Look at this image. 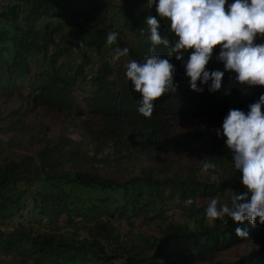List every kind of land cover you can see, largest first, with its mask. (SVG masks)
<instances>
[{"label": "trees", "instance_id": "obj_1", "mask_svg": "<svg viewBox=\"0 0 264 264\" xmlns=\"http://www.w3.org/2000/svg\"><path fill=\"white\" fill-rule=\"evenodd\" d=\"M115 1H0V105L19 104L0 117V136L12 135L15 143L22 144L19 138L35 129L30 119L39 110L69 116L73 128L83 134L77 139L65 133L53 141L47 131L38 129L40 139L35 144L41 148L36 155L1 161L0 152V264H264V225L257 221L253 226L247 220L237 224L228 217L227 222H210L205 212L208 203L198 204L199 199L210 201L216 196L230 204L229 191L231 195L246 192L231 171L217 179H201L199 170L192 169L182 178L170 176L168 166L141 167L124 181L96 172L98 165L111 166L116 158L154 161L172 152H182L200 165L206 158L223 165L232 157L226 138L203 153L197 145L208 138L210 127L184 133L178 124L223 123L230 109L247 113L264 94V87L236 83V74L225 71L217 59V47L208 70L224 72L219 91H210L211 79L198 83L202 91H193L184 66L187 56L185 61L173 57L176 91L155 104L151 118L142 116L141 96L126 77V65L153 54L146 21L149 16L160 18L148 7V0H118L119 6ZM130 2L136 5L129 7ZM160 23L161 38L176 39L166 31L168 22ZM109 32L117 34L111 46L106 39ZM75 41L96 51L99 68L90 90L77 84L92 63L87 53L76 76H68L59 63L64 57L68 64L76 63ZM117 48H128V55L114 60ZM168 51L162 44L155 47V54L165 59ZM89 116L101 123L94 124ZM29 198L43 220H34ZM188 198L192 204L185 203ZM176 201L188 220L168 222L158 236L143 232L125 236L112 221L119 218L131 226L141 218L152 222ZM37 223L50 230H37ZM61 223L74 231L61 233ZM238 227L248 232L247 238L236 235ZM246 241L253 243L252 250L231 263L218 260Z\"/></svg>", "mask_w": 264, "mask_h": 264}, {"label": "clouds", "instance_id": "obj_2", "mask_svg": "<svg viewBox=\"0 0 264 264\" xmlns=\"http://www.w3.org/2000/svg\"><path fill=\"white\" fill-rule=\"evenodd\" d=\"M148 7L154 8L159 16H149L146 24L153 54L142 60H131L126 65V77L135 92L141 96L139 113L151 118L155 104L176 91L175 65L170 61H185L186 76L193 91H202L198 83L212 80L210 91L222 87L224 72L208 70L214 51L220 48L217 59L224 64L225 71L234 72L240 85L264 87V0H148ZM167 21L166 31L176 39L171 42L162 39L158 29L160 21ZM144 29L140 30L143 34ZM107 45H113L117 34L109 32ZM169 48L167 59L155 54V47ZM129 49L117 48L114 60L128 55ZM187 54V55H185ZM218 136L225 137L226 148L232 154L234 168L241 174L244 193L232 191L230 204L222 203L220 197L211 198L206 207V217L211 221H225L230 218L237 224L257 221L264 225V94L258 102L249 105L245 113L230 109ZM202 171L215 170L216 164L206 158L201 162ZM213 179L217 177L213 176ZM186 204H192L188 198ZM236 235L247 238L248 232L236 228Z\"/></svg>", "mask_w": 264, "mask_h": 264}, {"label": "rangeland", "instance_id": "obj_3", "mask_svg": "<svg viewBox=\"0 0 264 264\" xmlns=\"http://www.w3.org/2000/svg\"><path fill=\"white\" fill-rule=\"evenodd\" d=\"M2 1V0H0ZM8 0H4L3 2H7ZM121 2L118 0L115 1V6H119ZM129 7L135 6L136 3H126ZM130 4V5H129ZM59 42L63 41V36L57 38ZM80 99V93L77 94ZM19 106L18 102L12 101L10 103H6L0 105V117H4L6 113H9L11 110H15ZM3 114V115H2ZM90 120L94 124H100L101 119L97 117L89 116ZM31 127L35 129L29 135L22 136L19 138L22 141V144L15 143L14 136L3 137L0 136L1 141L3 144L0 145V152L2 153L1 161L11 159L14 157L24 156V155H36V153L40 150V146H37L35 142L40 139L39 134L37 133L38 129H42L43 131H47L48 137L53 140L57 141L63 134H68L77 139L83 138V134L73 128L71 125V119L69 116L62 114V113H54V114H47L43 110H39L31 119H30ZM222 125L223 123H212L206 120H199V121H188L185 123L178 124L179 130L184 133H194L196 131H203L207 127H210L208 130L209 136L207 139L202 140L201 143H198L197 149L203 153H207L215 143V141L221 140L225 137L218 136L216 130L219 129L222 132ZM3 126V123L0 122V127ZM111 152V149L107 150L106 153ZM113 158V156H112ZM117 162H113L111 166H107L105 163L100 164L96 167V172L100 175L105 177L112 178L117 181H124L126 179L131 178L132 176L138 174L141 170V167H160L166 169L167 166L170 169L168 173L170 176H179V177H187L190 170H199L198 177L201 179L209 178L213 179V176L220 177L225 174L227 171H231L232 174H235L238 180L241 181V174L238 173L237 170L232 169L234 167V162L232 160L225 161V163L219 164L216 166L215 170H209V172L205 173L202 169H199L201 166L199 162H194L193 159L182 153V152H172L169 154H163L159 156L154 161H148L146 158L138 159L134 157L132 161H127L125 159L116 158ZM237 173V174H236ZM242 182V181H241ZM228 197L231 196V192L227 193ZM209 203L207 199H199L198 204L204 205ZM34 201L32 198H29V205L28 208H31V214L34 216V220H43L35 208ZM179 201L174 203L167 204V208L164 209L166 213L156 220L152 222L144 221V219H136L134 222V226L128 224L127 221L121 220L119 218L112 219L114 225L118 227L121 233L125 236L130 235L131 233L143 232L150 235L158 236L160 232V227L165 226L168 222H175V223H184L188 220L187 215L185 212L179 207ZM210 222H212L210 220ZM37 230L40 231H49L48 226L40 225L39 223ZM59 231L61 233L67 234L72 233L74 229L66 228L63 224H59L58 226ZM83 235H85L83 233ZM254 248L253 243L251 241H246L241 246L233 248L227 252H224L220 257L219 261L225 263H231L237 260L239 257L244 255L245 253L249 252Z\"/></svg>", "mask_w": 264, "mask_h": 264}, {"label": "built area", "instance_id": "obj_4", "mask_svg": "<svg viewBox=\"0 0 264 264\" xmlns=\"http://www.w3.org/2000/svg\"><path fill=\"white\" fill-rule=\"evenodd\" d=\"M95 24H98V22L92 23V25ZM72 51H82V58L77 60L75 64H68V57H64V59L59 60V63H61V67L64 69V72L68 76H76L79 64L83 62V54L87 53L89 57L92 59L91 65L87 68V71L84 72V76H89V85H82V77L78 79L77 84L78 86H82V89L84 90H90L93 84L90 83V75L92 73H95V66H97L99 63L96 57V51L88 49L81 41L72 42Z\"/></svg>", "mask_w": 264, "mask_h": 264}, {"label": "bare ground", "instance_id": "obj_5", "mask_svg": "<svg viewBox=\"0 0 264 264\" xmlns=\"http://www.w3.org/2000/svg\"><path fill=\"white\" fill-rule=\"evenodd\" d=\"M2 1H4V0H2ZM73 54L74 55H76L78 58H77V60H79V59H81L82 58V51H73ZM73 60H74V58H72ZM72 60V61H73ZM71 61V62H72ZM82 63H80L79 65H81ZM61 65V64H60ZM98 68H99V63H98V65L97 66H95V73H96V71L98 70ZM86 71H87V69H86ZM85 71V72H86ZM95 73H92L91 75H90V83H93V76L95 75ZM94 84V83H93ZM93 84H92V86H91V88L93 87ZM82 85H89V76H85V78H83L82 79ZM82 87V86H81Z\"/></svg>", "mask_w": 264, "mask_h": 264}]
</instances>
